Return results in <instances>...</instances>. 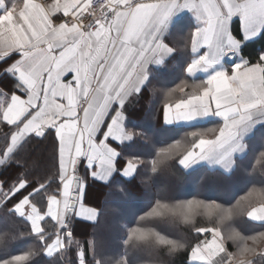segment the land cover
Wrapping results in <instances>:
<instances>
[{
  "label": "snow or ice",
  "instance_id": "1",
  "mask_svg": "<svg viewBox=\"0 0 264 264\" xmlns=\"http://www.w3.org/2000/svg\"><path fill=\"white\" fill-rule=\"evenodd\" d=\"M258 132L264 0H0V264H264ZM200 169L226 183H156ZM95 185L135 207L115 245L80 228L105 211Z\"/></svg>",
  "mask_w": 264,
  "mask_h": 264
},
{
  "label": "trees",
  "instance_id": "2",
  "mask_svg": "<svg viewBox=\"0 0 264 264\" xmlns=\"http://www.w3.org/2000/svg\"><path fill=\"white\" fill-rule=\"evenodd\" d=\"M174 72V69L171 71H169L168 69L162 70L161 77H167ZM148 102L149 97L147 95L140 101V104L142 106L140 115L142 119L138 120L137 123H139L144 129L149 132V134H151L159 128V123L154 122L151 115L152 110H155V108L159 107V98H154L151 110L147 107H143L144 105L148 104ZM261 143L262 141L260 139V133L258 132L255 141L257 155L259 154V151L264 150V148L260 146ZM148 150L149 149L147 145L139 142L130 144L127 148V151L129 153L138 154H145L148 152ZM201 175H206L208 177V179L205 181V184L201 185V187L204 188L215 187L217 190H219L224 185V183H226L224 178L213 176L211 173H207L205 169H200L199 171L194 172L189 176H186L179 171L164 173L157 179L156 183L157 185H166L169 189L174 190L179 195H184L187 192L192 191L193 188L197 186L196 182L199 180ZM213 180L215 181L214 185L209 182ZM260 180L261 177L259 173H256L254 183H256L257 186L260 185ZM92 195L94 197L95 203L100 204L102 201L106 202L105 211L102 213L98 223L81 225L80 228L84 232L94 231L98 239L103 240L106 244L115 245L118 241L119 236L121 235L122 225L133 218L132 214L135 211V207L125 201V199L121 196L120 192L117 191L115 186L111 189H108L101 185H95L92 189ZM122 216H125V218H122ZM114 217L119 218V221L111 238H108V229L111 225V220ZM241 227L244 229L245 233L249 235L254 234L255 231L261 230L252 229L249 225H241ZM229 247L231 248V250L235 251V249L231 247V243H229ZM133 257L137 261V264H183L184 260L183 256L167 257L150 251L133 253ZM256 259L257 261H259L258 257Z\"/></svg>",
  "mask_w": 264,
  "mask_h": 264
},
{
  "label": "rangeland",
  "instance_id": "3",
  "mask_svg": "<svg viewBox=\"0 0 264 264\" xmlns=\"http://www.w3.org/2000/svg\"><path fill=\"white\" fill-rule=\"evenodd\" d=\"M180 193H181V191H180ZM122 218H125V216H122ZM118 221H119V218H112V220H111V225H110V227H109V229H108V232L109 233H107V236H108V238H111V236H112V234H113V232H114V230H115V227L117 226V224H118Z\"/></svg>",
  "mask_w": 264,
  "mask_h": 264
},
{
  "label": "crops",
  "instance_id": "4",
  "mask_svg": "<svg viewBox=\"0 0 264 264\" xmlns=\"http://www.w3.org/2000/svg\"><path fill=\"white\" fill-rule=\"evenodd\" d=\"M177 62H179V58H178V61ZM175 75H176V72L171 73V75H168L167 77L166 76H162L161 77V80L164 83H171L175 79Z\"/></svg>",
  "mask_w": 264,
  "mask_h": 264
}]
</instances>
